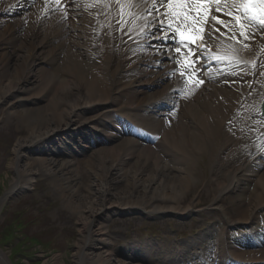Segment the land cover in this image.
Listing matches in <instances>:
<instances>
[{"label":"bare ground","instance_id":"bare-ground-1","mask_svg":"<svg viewBox=\"0 0 264 264\" xmlns=\"http://www.w3.org/2000/svg\"><path fill=\"white\" fill-rule=\"evenodd\" d=\"M153 4L0 0V100L10 112L19 113L28 129L14 149L17 178L0 204L32 185L36 162L54 177L65 204L76 212L80 264H147L134 252L142 248L134 239L110 249L108 216L134 209L190 213L194 200H186L187 190L195 161L204 153L214 157L211 174L217 187L212 203L225 214L224 224L238 223L221 204L228 193L238 219L250 223V231L263 240L264 228L253 226V221L264 210V33L255 28V38L239 37V64L228 70L236 77L217 80V75L212 83L201 84L196 77L204 75L192 65L188 51L168 53L174 57L169 61L164 45L174 49L180 44L154 40L156 13L147 12ZM156 7L161 14L168 11L167 0H156ZM175 28L173 22L165 32ZM222 39L211 40L222 47ZM218 66L216 72L224 70ZM165 99L169 105L163 106ZM123 100L122 113L154 134L152 138L124 132L115 117L116 105ZM160 100L163 112L152 108L159 107ZM167 111L175 117H167ZM97 133L103 138L91 143ZM87 141L88 149H81ZM62 148H80V158L92 151L83 158L91 184L84 186L80 180L74 150L63 159ZM29 149L38 157L20 162ZM228 231L224 228L218 235L219 263L264 261V242L244 243L227 237ZM59 262L55 257L54 264Z\"/></svg>","mask_w":264,"mask_h":264},{"label":"rangeland","instance_id":"rangeland-1","mask_svg":"<svg viewBox=\"0 0 264 264\" xmlns=\"http://www.w3.org/2000/svg\"><path fill=\"white\" fill-rule=\"evenodd\" d=\"M124 102L121 101L117 108ZM6 107L0 103V197L17 178L14 149L17 140L28 133L19 113L10 112ZM91 154L92 151L83 158ZM37 157V153L27 152L20 162H33ZM83 158L77 159L79 178L87 186L92 183V174ZM213 161L214 157L207 153L195 161V176L186 198L194 200L190 213L179 216L166 211L152 214L134 209L110 214L106 221L111 235L110 249L117 248L125 238H149L152 246L163 255L157 258L163 259L162 262L156 264H189L191 259L195 264L202 261L198 256L204 257L206 250L212 251L215 232L221 230V224L223 227L219 206L212 203L217 187L211 174ZM33 163L32 185L9 196L0 207V247L7 251L13 264H54L55 257L60 261L57 264H80L76 251L80 222L76 212L65 204L54 177ZM201 163L202 169H199ZM222 196L223 208L232 217L237 216L228 193ZM239 232L238 228H230L228 233L233 238ZM175 253L181 258H174ZM166 254L174 255L171 257L174 262L171 258L165 260Z\"/></svg>","mask_w":264,"mask_h":264},{"label":"snow or ice","instance_id":"snow-or-ice-1","mask_svg":"<svg viewBox=\"0 0 264 264\" xmlns=\"http://www.w3.org/2000/svg\"><path fill=\"white\" fill-rule=\"evenodd\" d=\"M163 3V0H160ZM215 12L219 15L209 16V6L207 0H167L168 11L161 14L160 9L156 7V0H154L153 9L147 10L149 15H152L153 11L156 13L153 23V31L151 35L155 41H173L175 42L177 35L179 36L180 43L184 45L188 54L194 57L192 65L194 66L196 61H203L205 57L201 54L206 50L204 43V37L209 39H215L217 34L220 36H228L231 34L232 20L242 30L240 36L244 39L248 37L255 38V32L245 33V25L241 23V16L236 15L233 17L231 11L220 6V0H216ZM258 5V6H257ZM244 15L247 17L249 24L256 22L259 26L260 32L264 33V0H244L242 5ZM251 13V15H249ZM227 16L228 19L221 17ZM169 17V23H164V18ZM155 21H158L156 23ZM173 22L176 23V28L171 32H165V28H172ZM183 25V28H181ZM203 25V27H201ZM219 25V27H217ZM223 30V31H222ZM160 33V35H157ZM127 35V33H125ZM264 38V37H262ZM149 46L155 45L150 42ZM166 48L167 59L171 61L174 57L168 53L175 52L181 53V47H175L174 49L167 43L164 45ZM264 75V73H262ZM204 83V81H199Z\"/></svg>","mask_w":264,"mask_h":264}]
</instances>
